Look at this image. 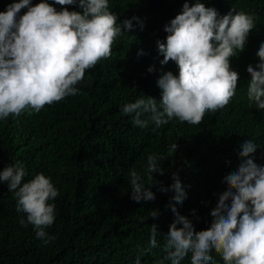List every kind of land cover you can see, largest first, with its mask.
<instances>
[{
  "label": "clouds",
  "instance_id": "9594fccd",
  "mask_svg": "<svg viewBox=\"0 0 264 264\" xmlns=\"http://www.w3.org/2000/svg\"><path fill=\"white\" fill-rule=\"evenodd\" d=\"M69 6L79 7L82 13L69 11ZM22 9L26 11L20 15ZM119 20L109 10V0L9 4L0 12V120L39 113L77 95L76 85L86 71L108 61L116 46L118 51L137 53L133 24L143 30L142 21ZM165 24L160 31L155 29L165 37L156 41L157 68L147 70L153 73L151 83L157 84L160 94L157 99L144 96L124 104L121 114L128 116L127 121L132 119L134 127L149 126L153 134L167 138L175 137L179 125H200L207 118L232 137L238 167L224 176L226 190L218 195L209 213L211 220L201 217L206 230L195 231L188 217L168 205L174 220L163 236L166 255L156 264H181L189 253L190 264H214L213 253L223 264H264V166H260L264 150L240 135L252 137L261 131L264 136V41L257 42L259 48L251 45L256 31L253 16L232 8L218 18L216 9L199 0L191 5L185 0L181 12ZM176 151L175 142L167 156ZM164 161V156L153 153L147 156L143 176L135 168L129 170L132 201L154 202L151 189L155 187L160 193L173 192L175 204L183 203L186 192L176 172L167 187L154 178L165 175ZM25 175L24 164L17 162L0 171V182L13 193L16 211L26 215L21 226L32 225L35 238L47 245L55 240L46 231L56 218V205L49 201L59 193L43 174L22 183ZM157 216L156 210L150 212L151 218ZM149 231V244L156 248L157 225Z\"/></svg>",
  "mask_w": 264,
  "mask_h": 264
},
{
  "label": "trees",
  "instance_id": "16d2710c",
  "mask_svg": "<svg viewBox=\"0 0 264 264\" xmlns=\"http://www.w3.org/2000/svg\"><path fill=\"white\" fill-rule=\"evenodd\" d=\"M18 2L0 0V12ZM39 2L32 0V5ZM187 2L191 5L193 0ZM199 2L216 9L218 18L232 8L253 16L256 31L252 36L255 44L251 45L259 48L261 43L257 42L264 41V0ZM184 3L109 0V10L121 19L117 23L132 17L142 21L143 30L133 24L137 53L118 51L116 46L108 61L86 71L76 85L77 95L45 106L39 113L0 120V171L10 164L23 163L26 175L22 183L43 174L59 193L49 201L56 205V218L46 229L55 240L45 245L35 238L32 225L21 226L20 220H26V215L16 211L13 193L0 182V264H156L166 255L163 236L174 220L170 203L192 221L195 231L206 230L201 217L211 220L209 213L218 195L226 190L224 176L238 167L232 137L206 118L200 125H179L175 137L167 138L166 134H153L149 126L134 127L132 119L127 121L128 116L120 111L126 103L145 97L157 99L160 94L157 84L151 83L153 73L147 70L157 68L155 47L158 39H165L158 33L164 18L169 16V22ZM54 6L60 10V6ZM68 10L82 13L76 6ZM25 11L22 9L20 15ZM164 66L171 72L168 64ZM240 135L264 150L261 131L252 137ZM175 142L177 151L170 158L167 150ZM153 153L165 157L161 163L166 170L164 176L154 178L167 187L176 172L186 192L182 204L172 201L173 192L160 193L155 187L151 189L156 194L154 202L138 204L130 199L129 170L135 168L143 176L147 156ZM260 159V166H264V151ZM144 180L147 183L146 177ZM152 210L158 212L155 219L150 217ZM152 224L160 233L156 248L149 244ZM213 259L214 264H223L215 253ZM190 260L191 253L181 264H190Z\"/></svg>",
  "mask_w": 264,
  "mask_h": 264
}]
</instances>
